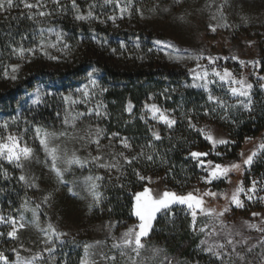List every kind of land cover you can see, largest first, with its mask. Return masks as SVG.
I'll list each match as a JSON object with an SVG mask.
<instances>
[{
    "label": "trees",
    "instance_id": "obj_1",
    "mask_svg": "<svg viewBox=\"0 0 264 264\" xmlns=\"http://www.w3.org/2000/svg\"><path fill=\"white\" fill-rule=\"evenodd\" d=\"M64 2L67 3V0ZM93 2L96 4L93 11L100 15L98 9L104 7L103 0H78L81 9L85 11ZM160 4L162 8H167L166 3L159 2L158 5ZM49 7L54 6L49 5ZM19 15L17 10L12 11L7 19L0 15V57L3 58V62L0 63V122L9 120V130L23 135L25 143L33 148L35 159L25 164V171L37 178L36 183L39 187L28 189L14 178L8 181L0 179V208L7 215L23 214L26 220H31L35 211L39 216V225L30 224L27 229L21 230L19 240L8 244L5 252L11 258L13 256L11 250L19 248L22 237L37 244L41 243L43 234L38 229L46 228L48 224H52L58 231L68 233L67 236L62 237L63 244L57 242L55 258L51 259V264H65V262L80 264L85 255L84 245H95L97 241L102 243L90 251L107 252L111 249L113 237L120 235L132 221V197L143 185V182L136 179L133 168L139 169L142 174L150 172L165 174L167 184L177 186L176 183L196 179L203 171L188 158L190 151L209 153L207 157L202 158L206 161L211 160L219 164L235 163L241 157V145L246 137L259 136L264 140V106L257 104L251 116L247 111L232 116L229 132L234 143L219 148L218 152L221 155L212 152L209 144L196 131L189 129L186 121L187 116H191L195 121L201 118L203 107L207 106V93L203 89L186 87L193 82L190 71L185 65L169 60L168 55L175 57L177 54L165 45L173 44L179 48L181 51L178 55L194 54L195 50L178 42L166 31H158L150 25L147 27L141 23L140 14L135 11L133 22L127 27L119 28L111 26L109 21L107 23L77 22L74 20L75 12L72 10L65 15L57 13L45 19L41 25H36L27 19H19ZM41 26L63 31L66 34V42L71 45V50L57 51L49 48L50 55L60 57L56 60L37 53L34 57H28L30 62H24L9 55V42L19 43L25 34L29 35V39L23 42L25 47H32L38 43V38L33 40L31 35ZM54 41L55 37H50V42ZM157 41L163 43L158 45ZM137 43L140 45L139 48L136 47ZM121 44L125 47L121 48ZM150 48L151 52L148 51ZM113 49L116 51L113 52ZM260 61L262 64L259 73L264 75V58ZM204 63L206 64L205 61ZM218 63L238 67V63L231 60H221ZM8 64L22 65L18 72L19 78L15 81L3 76V69ZM89 72L98 80V87L94 89L95 96L87 105L77 104L69 108V105L63 101L62 95L72 94L73 98H81V94L76 92V89L88 83ZM89 87L92 90L91 86ZM37 88L52 95L46 96L45 104L32 106L29 96ZM103 89L107 91H102ZM165 89L168 91L165 92ZM150 95L151 99H149ZM99 102L107 106L108 118L95 116L83 118L76 123L78 135H83L89 124H99L108 135L119 133L120 137L112 141L115 145L114 151L117 153L124 150L117 143L119 138L128 137L132 143L134 151L128 152V155H134L141 145H146L151 139L149 131L151 128L146 118L140 119L145 103L154 102L163 108L175 110L178 123L170 131L162 128L163 139L155 141L153 148H145L148 153L158 151L164 155L167 163L161 164L158 161L156 164L147 165L141 161L126 167L125 175L119 179L115 171L109 174L95 166L73 168L71 174L65 175V179L73 191L78 193L74 196L67 187L58 183L50 170L51 161L39 145L34 128L40 126L59 133L65 130L62 122L67 114L66 110H69L71 115H75L77 112L86 111V108L94 107ZM129 102L134 106L131 114L126 111ZM14 116L19 117L15 124L11 123V117ZM25 120L28 121L27 124ZM26 127L29 130L24 134L22 130ZM3 134V130L0 129V136ZM55 143L60 145L62 151L66 148L69 153L80 148V142L70 137L61 138ZM103 143L108 144L109 141L105 139ZM77 154L87 157L88 151H78ZM0 164L10 177H18L21 174L13 165H8L4 161H0ZM261 173L264 174V154L255 158L253 164L246 170L244 182L250 183V174ZM87 176L103 177V180L97 181L100 185L98 190L102 193L101 205L91 212L88 211L91 198H83L87 195L83 184ZM219 182L220 180H214L209 186L217 187ZM121 184L124 185L123 188L119 186ZM46 195L50 199L44 204ZM25 201H27L26 205ZM36 204H41V207L36 209ZM75 211L79 212L77 224L81 225V229L66 228L65 220ZM117 221L119 224L114 229L108 227L110 223ZM151 241L158 243L164 241L168 248L169 259L194 257L197 253L198 238L189 228L188 215L177 217L173 221H164L162 217H158L151 233ZM90 259H95L97 264H111L99 259V255ZM168 261L163 264H168Z\"/></svg>",
    "mask_w": 264,
    "mask_h": 264
},
{
    "label": "snow or ice",
    "instance_id": "obj_2",
    "mask_svg": "<svg viewBox=\"0 0 264 264\" xmlns=\"http://www.w3.org/2000/svg\"><path fill=\"white\" fill-rule=\"evenodd\" d=\"M182 0H176V3H181ZM227 4V0H224V4L220 6L219 20L223 21L222 24L209 25L211 31L215 32L217 27H228L225 15L222 11L223 7ZM52 5L54 7H49ZM113 5L114 11L118 10L119 17L117 15H108L106 19H101L100 15H97L93 9L96 7L95 2L89 4L88 10L81 9L78 0H0V15L5 16L7 19L10 13L14 10L19 11V19H27L32 21L36 25H41L42 22L54 16L57 13L65 15L72 10L75 12L74 20L77 22L91 23L97 21L99 23H107L111 21L116 23L117 19H123L127 14L131 16L133 10L136 13L143 15L142 10L139 7H135V0H103V6ZM16 19V17H12ZM183 19V17H181ZM212 19H217L216 15H213ZM242 22L248 23V17L242 16ZM54 36L55 41L50 42V37ZM66 34L61 30H55L54 28L38 27L34 30L31 35L33 40H37L38 43L32 47H25L24 41L29 39V35L25 34L21 37L19 43L9 42L8 49L9 55L18 60L24 62H30L28 57H34L37 53L47 56L49 59H59L58 56H52L49 54L48 49L54 48L57 51L71 50V45L66 42ZM158 45L163 43L160 41L156 42ZM252 42H249L251 45ZM171 49L172 52L176 53L173 59H179L180 49L173 44L165 45ZM121 48L125 45L121 44ZM136 47L140 45L137 43ZM113 52L116 50L113 49ZM149 52L152 49H148ZM190 59L199 60L204 59L203 56L189 57ZM210 65H215L216 61L221 57H206ZM227 59V57L223 58ZM233 60H239V57L233 56ZM3 62V58L0 57V63ZM239 63L247 67L248 64L254 67H260L262 62L259 60L248 61L247 63L243 60H239ZM21 64H8L3 69L4 78L17 80L18 72L20 71ZM200 69V71H197ZM192 78V83L186 85V87H193L203 89L207 93L206 101L208 106L203 107V114L210 116L223 110L227 112L229 108H242L247 111L251 116L254 110V103L252 99V89L254 85L247 81L246 78H236L232 72L228 69H224L223 72L217 70L216 67H212L211 71L207 67L196 65L195 69L189 70ZM257 79L264 81V76L257 75ZM211 85H219L222 88L227 89V93L231 97L236 98V103L229 105L223 98L218 97L212 93ZM91 89L90 90V87ZM260 88L264 90V83H261ZM98 87V80L94 77V74L88 73V83L82 88L76 89V92L81 94V98H73L72 94L62 95V99L69 108L72 105L84 104L87 105L91 99L95 96L94 89ZM102 91H107L103 89ZM165 92L168 90L165 89ZM52 95V93L42 92L39 88L29 96V100L32 106H39L46 103V96ZM164 95V93H161ZM152 96H149L151 99ZM106 105L102 102L97 103L94 107L86 108V111L77 112L75 115H71L69 110H66L67 114L63 118L62 127L64 131L59 133L55 131H49L46 128L36 126L34 133L36 139L39 141V145L44 150L45 156L51 161L50 170L54 174L58 183L67 187L68 191L74 196L78 193L73 191V188L69 186L65 179L66 174H71L73 168H86L95 166L100 169H104L109 174L113 171L118 173L117 179L125 175L126 167H131L134 164L143 161L147 165L156 164L158 161L161 164L167 163L166 157L158 151L146 152L145 148H153L155 141H161L162 135L158 131L149 129L151 132V139L148 140L146 145H141L139 151H136L134 155H128L130 151H134L133 145L128 137H122L117 140V143L124 149L120 152H115V145L112 143L120 137L119 133H112L111 135L106 134L105 129L101 128L99 124H89L83 135H78L76 129V123L82 121L83 118L95 116L96 118H108L106 111ZM133 104L129 102L126 107V111L131 114L133 111ZM144 108L147 113H150V119L157 123L163 124L169 130L173 129L177 125L178 119L172 114L175 110L170 112L169 110L160 108L157 104L145 103ZM103 109V110H102ZM57 117H60V113H57ZM19 117H11V123H17ZM140 119L144 120L145 116L141 115ZM187 125L189 129L194 130L198 135L202 136L203 139L209 141L213 148L216 145H228L234 143L225 138H217L214 136L211 129L204 127H197L193 122L191 116L186 117ZM235 122V121H233ZM27 124L28 121L25 120ZM0 129L3 130L4 134L0 136V161L6 162L8 165H13L16 169H19L21 174L18 177H10L3 165L0 164V179L8 181L12 178L16 179L25 188L35 189L39 185L36 183L35 177L29 175L25 171V164L30 163L35 159V152L33 148L29 147L26 143H22L23 135L13 134L10 129L9 120L0 122ZM28 128H24L22 132L26 134ZM70 137L71 139L78 140L80 142V148L69 151L65 148L63 151L59 144L55 141L61 138ZM107 139L108 144H104L103 140ZM246 140H251V137H246ZM112 149V151H108ZM87 150L88 156L81 157L77 154L78 151ZM94 153V154H93ZM217 155L221 153L217 152ZM264 154V140L259 142L250 154L241 153L244 157L242 164L250 167L253 164L255 158L259 155ZM209 153L200 151H190L188 158L195 162V166L204 170L207 175L203 176L202 179L205 183H212L214 180H222L228 178L229 174L234 170H240L242 167L241 163H228L219 164L214 163L211 160L202 159L207 157ZM122 162V163H121ZM62 165V166H60ZM133 173L138 181H151V177H146L141 173L139 169L133 168ZM103 180L102 176H87L84 178V191L87 199L91 198V203L88 204V211L91 212L96 208H99L102 201V193L98 190L100 185L97 181ZM260 180H252L250 187L245 189L243 183L235 187V190L229 194H225V199L228 200L229 206L223 207L222 209H216L208 207L205 197H217L218 194L215 192H204L199 193L198 190H193L184 195H179L173 191L157 192L153 195V189L144 186L142 191L136 192L133 195L132 211L131 215L136 218L138 223L131 227H128L119 238H115V242L111 245V248L115 250L113 254L109 255L105 252L95 253L90 249L99 246L102 242L97 241L95 245H84V257L81 259L80 264H97L95 259H90L96 255L106 262L116 264L117 254L119 257L126 261V264H137L138 258L141 256V252L147 250L148 246L144 242L146 239H151V233L153 232L154 222L158 217H174L173 207L175 205L186 206L188 214L191 215L192 224L191 231L194 233L197 230L204 234L205 238L200 241V250L206 255L212 258V264H255V260H249L250 255L253 251L260 247L264 249V213H252V217L258 218L257 223H251L245 221L242 225L237 226L235 223L229 222L226 219L227 214L231 210V206L237 209L243 208L244 200H242L241 194L247 199V201L264 200V197L259 196V191H264V187L261 185ZM121 188L124 185H119ZM50 197L46 195L43 203L47 204ZM27 201H25V205ZM41 204H36L35 208L39 209ZM200 215L205 218V222L202 223L197 229V216ZM38 226L39 216L33 211L32 219L26 220L23 214L16 215H5L0 211V226L6 227L8 230H0V239L7 241H17L20 239L21 230H25L29 225ZM119 224V221L110 223L108 227L114 229ZM254 229L260 233V239L251 243V237L244 235V232ZM43 234L41 243L44 245L43 252L37 253L31 257H24L21 255L22 251H31V249L25 248V245L21 243L19 248H13L11 250L12 255L15 259H12L10 255L5 251H0V264H37V261L44 260V253L48 254L49 259H54L55 251L57 248V242L63 244L62 237L68 235L67 232L58 231L52 224H48L46 228L38 229ZM153 255H158L160 249L152 248ZM260 264H264V251H262L258 257ZM66 264V262H65ZM168 264H172L169 260Z\"/></svg>",
    "mask_w": 264,
    "mask_h": 264
},
{
    "label": "rangeland",
    "instance_id": "obj_3",
    "mask_svg": "<svg viewBox=\"0 0 264 264\" xmlns=\"http://www.w3.org/2000/svg\"><path fill=\"white\" fill-rule=\"evenodd\" d=\"M159 2H162L163 4L166 3L167 8H162L161 4L158 5ZM222 4H224V0H182V2L179 4L176 3V0H135V7H139L143 12V15H140L139 17V19H141V23L147 27L150 25L152 28H155L158 31H166L178 42L192 47V49L195 50V53L193 52L194 54L179 55V59H173L172 57H174V55H168L170 61L185 65L189 70L195 69L197 64L207 67L209 71H211L212 67H216L217 70L221 72H223L224 69H228L234 74L236 78L239 79L244 77L248 82L254 85L252 89V99L254 106L257 104H262V106H264V90H262L259 86L261 83H264V81L257 79V75L264 76L263 74L259 73L260 67H254L251 64H248L247 67H244L239 63V60H243L247 63L248 61L252 60L260 61L262 58H264V0H227V4L223 7L222 11L229 26L217 27L216 31L213 32L209 28V25L223 23V21L219 20V11L221 10L220 6ZM98 10V13H100L103 19H106L108 15H117V17H119V12L118 10L114 11L113 5L104 6ZM134 11L135 10H133L131 16L126 14L123 19L118 18L115 24L109 21L111 26L115 28H119L121 26L127 27L133 22ZM213 15H216L217 19H212ZM242 16L248 17V23L242 22ZM181 17H183V19H181ZM249 42H252L251 45H249ZM196 56H203L205 58L199 60L189 58ZM209 56L221 57V59L217 60L216 64L213 66L210 65L206 59V57ZM233 56L239 57V60H233ZM225 57H227V59H223ZM221 60H231L233 62H237L238 67H230L219 64L218 61ZM197 71H200V69H197ZM191 75L192 74L190 73V76ZM210 87L214 95L223 98L229 105L236 103V98L231 97L230 94L227 93L226 88H222L219 85H211ZM152 103L154 102L149 104ZM158 106L162 109H166L160 105ZM166 110L172 112L170 109ZM242 111L245 110L235 107L229 108L227 112L218 110L217 113L210 116H205L203 114L201 118L196 121L193 120V122L197 125V127L211 129L214 136L217 138H225L233 141L229 132L231 118L238 112ZM142 114L145 116L152 130L158 131L160 134L163 131L161 130L162 128L170 131L163 124L151 120V114L147 113L145 108L142 110ZM172 114L175 116L174 112H172ZM12 133L21 135L17 132ZM261 141L262 140L259 136L252 138L251 140H245L241 145V153L250 154L254 147ZM206 142L209 144L212 152L216 153L218 152L219 148L226 146L216 145L215 148H213L209 141ZM22 143H25L24 139ZM243 158L244 157L241 156L240 159L235 163L242 164ZM248 168V166H244L242 164L240 170H234L231 172L228 178L220 180L218 186L214 188L209 186L210 183H205L203 181L202 177L207 175L204 170L199 173L196 179L189 182L179 184L176 183L177 186L167 184L165 174H156L150 172L143 175L146 177H151V181H143L142 188L136 192L142 191L144 186L153 189V195H155L157 192L162 193L166 190L176 192L179 195L187 194L188 192H192L194 189L198 190V194L211 191L217 193L218 196L205 197L207 206L216 209H222L223 207L229 206L228 200L225 199V194L227 193L230 195V193L235 190V187L240 185L241 182L243 183V187L245 189L250 187L252 180H260L262 183L259 185V187H264V174L262 173L258 175L250 174V183L246 184L244 182V174ZM258 195L264 197V191H259ZM240 198L244 200L245 206L240 209L231 206V210L227 214L226 219L229 222L235 223L237 226L242 225L245 221L257 223L258 218L252 217V213H264V200H256L254 198L253 201H247L243 194H241ZM0 211H2L1 208ZM173 212L174 217H162L164 221H173L177 217L180 218L183 215H188L189 228L191 230L190 226L192 224V218L191 215L188 214L186 206L175 205L173 207ZM3 214L5 213L3 212ZM78 214L79 212L75 211V213H72L70 216H68V218L65 220L67 223L65 224L66 228L80 227L81 229V225L79 226L77 224ZM204 222L205 218L198 215L197 229H199L200 225ZM136 223H138V221L134 216H132V221L122 230L121 233ZM104 229H106V227ZM0 230L7 231L8 229L4 226H0ZM193 234L198 238V243L196 246L197 253L194 257L169 259L170 256L168 253V248L164 244V241L158 243L151 241V239H146L144 242L148 248L147 250L141 252V256L138 258L137 264H163L167 260H171L172 264H212V258L200 250V241L205 238L204 234L200 233L198 230L195 233L193 232ZM120 235L113 237L114 240L112 244L115 242V238H119ZM244 235L251 237V243H254L256 240L261 238L260 233L256 232L254 229L245 231ZM10 242L11 241L6 242L4 239H0V251H5ZM21 243L25 245V248L31 249V251L21 252V255L24 257H31L37 253L43 252L44 245L42 243L37 244L33 241H28L23 237L21 238ZM152 248L160 249L159 254L154 256L153 252L151 251ZM114 251L115 250L111 248L105 253L111 255ZM262 251H264V249L257 247L250 255L249 260H255V264H260V261L255 258L258 257ZM44 257L45 259L37 261V264H51V259L48 258L47 253H44ZM12 259H15L14 255L12 256ZM99 259H101L100 256ZM116 261L118 264H126V261L119 257L118 254Z\"/></svg>",
    "mask_w": 264,
    "mask_h": 264
}]
</instances>
